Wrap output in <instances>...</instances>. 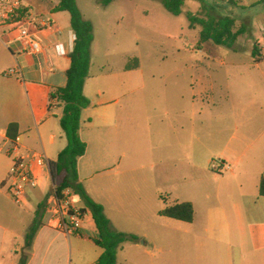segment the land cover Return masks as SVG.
Segmentation results:
<instances>
[{"label":"crops","instance_id":"1","mask_svg":"<svg viewBox=\"0 0 264 264\" xmlns=\"http://www.w3.org/2000/svg\"><path fill=\"white\" fill-rule=\"evenodd\" d=\"M232 1L235 9L227 14L236 20L238 28L240 18L252 23L248 11H256L264 0ZM59 3L60 0H23L26 14L38 18L41 24L51 22L59 29L54 33L35 30V36L44 49L41 55L22 54V46L18 43L8 45L3 36L4 30L0 28V145L16 143L21 153L45 154L50 162L57 161L67 146L60 124L64 106L51 100V94L66 86V73L71 66L70 55L75 46L70 14L54 11ZM222 13L210 17H225ZM40 28L44 29L43 26ZM95 33L94 26L90 76L84 87V95L91 105L83 111L80 130L81 139L88 148L86 155L79 160V182L96 203L104 206L112 227L122 232L115 219L129 190L133 188L129 178L132 170L131 144L127 138H122L125 142H120L119 147L112 145L115 137L110 130L116 118L112 110H104V104L96 98V95L104 94L102 87L107 80L111 82L118 74L106 76L94 73ZM253 39L251 36V41ZM261 55V61L255 62L256 65L264 61V55ZM11 69H18L19 76L8 75ZM136 69L127 70L125 67L122 73L125 76ZM205 81L199 80L198 84H191L185 91L171 86L159 91L160 123L164 132H167L165 143L172 141L180 150L173 155V161L179 168L182 164L190 168L193 183L216 180L214 189L204 191L206 197L215 198L220 205L211 209L210 213L215 217L220 215L232 219L236 224V221L240 222L245 217L243 211H247L246 214L253 221L249 227L251 244L249 247L244 240L237 241L238 264H264V197L260 195V181L264 176V116L252 115L255 103L245 105L230 101L228 87ZM109 90L113 95L133 92L132 86L126 84H114ZM217 93H223L220 96L222 102L219 103L222 116L215 119L213 113L218 110L215 101ZM197 117L200 118L198 122L195 119ZM12 124L17 125L15 141L8 136ZM171 146L168 145L167 149ZM218 150L220 158L234 167L226 172L227 177L221 175V179L220 175L212 173L210 167ZM170 156L163 157L164 161H169ZM117 164L123 168L120 177H100ZM11 166L12 158L0 154V264H97L103 250L94 243L98 235L90 210L86 209L81 235L73 239L66 237L49 222L51 213L47 199L53 189L52 178L42 175L38 187L29 191L26 203L21 206L9 192ZM73 193L74 204L85 209L80 197ZM182 203L192 204L196 215L194 202ZM38 212L42 214V226L32 246L27 248L26 237ZM203 234L209 239L220 235L215 232L213 223L204 229ZM237 234L235 237L242 235L240 229ZM219 259L222 261L223 256L219 255ZM118 264L129 263L121 262L118 253ZM221 264L235 263L230 259L228 263Z\"/></svg>","mask_w":264,"mask_h":264},{"label":"rangeland","instance_id":"2","mask_svg":"<svg viewBox=\"0 0 264 264\" xmlns=\"http://www.w3.org/2000/svg\"><path fill=\"white\" fill-rule=\"evenodd\" d=\"M100 1L77 0V3L84 16L93 21L96 30L94 73L118 74L103 85L104 94L96 95L104 104L103 109L112 110L116 118L110 130L115 137L112 145L119 147L120 142H125L122 138H127L131 144L129 178L133 188L115 220L122 232L138 237L139 241L128 240L121 246L120 261L129 264H221L233 259L238 264L237 241L244 240L250 247L249 227L253 221L247 211H243L245 217L236 224L232 219L210 213L220 205L215 198L206 197L204 191L210 192L217 182L211 179L193 183L190 168L183 164L179 168L174 163L173 155L180 150L172 141L165 143L167 132L160 123L159 91L166 86L185 91L191 84H198L202 79L205 83L206 79L211 84L228 87L230 101L245 105L255 103L254 117L264 116V61L255 64L261 61V54L264 55V1L256 11H248L252 23L238 19L237 29L244 33L234 49L217 46L211 41L201 42V27L191 29L187 17L188 13L206 18L221 12L229 16L227 12L235 9L230 0H187L180 16L172 15L155 0H119L108 7L102 6ZM251 36L254 37L252 41ZM254 48L258 49L256 58L252 55ZM137 64L140 65L138 69L124 76L125 67ZM114 84L131 85L133 92L113 95L109 88ZM221 95L223 93H217L215 97L218 108L213 113L215 119L222 116ZM195 119L198 122L200 118ZM170 144L172 146L167 149ZM219 152H215L217 157L211 160L210 167L221 179V175L227 177V173L215 171L214 166H233L225 163ZM167 156L171 159L164 161L163 157ZM122 171L117 164L100 177H120ZM184 201L195 203L193 224L160 215L167 207ZM210 223L215 232L220 233L211 239L203 234ZM239 229L242 235L235 237ZM219 255L223 256L222 261Z\"/></svg>","mask_w":264,"mask_h":264},{"label":"trees","instance_id":"3","mask_svg":"<svg viewBox=\"0 0 264 264\" xmlns=\"http://www.w3.org/2000/svg\"><path fill=\"white\" fill-rule=\"evenodd\" d=\"M115 0H101L104 7ZM172 15L180 16L187 0H155ZM224 1V0H223ZM230 2H233L230 0ZM55 12H67L71 17V28L75 34V46L70 55L71 66L66 73L67 84L51 94V100H56L64 106L60 124L67 140L66 148L59 154L57 161L50 162L53 187L60 195L71 189L80 197L86 209L90 210L98 237L94 243L103 250L97 264H118V253L121 246L128 240L135 242L139 238L124 232L116 231L105 213L103 205L96 203L79 182V160L87 153V144L81 139V119L83 111L91 105L84 95L85 83L90 76L92 63V44L94 41V26L83 16L77 0H60ZM190 28L201 27V42L211 41L217 46L234 49L239 36L244 30L237 29V22L231 16L212 18L198 17L193 13L187 14ZM258 49L254 48L253 57L258 56ZM139 67L128 65L127 70ZM8 136L13 141L17 138V125L12 124L8 129ZM260 195L264 197V176L260 181ZM160 215L173 220L192 223L195 218V209L190 203H175L164 209ZM42 226V214L38 212L26 237V247L30 248L38 230ZM24 264V263H23Z\"/></svg>","mask_w":264,"mask_h":264},{"label":"built area","instance_id":"4","mask_svg":"<svg viewBox=\"0 0 264 264\" xmlns=\"http://www.w3.org/2000/svg\"><path fill=\"white\" fill-rule=\"evenodd\" d=\"M43 26L44 29L40 28ZM0 28L4 30L6 43H18L22 46V54L41 55L43 46L35 36L38 32L54 33L59 29L55 24L47 22L41 24L38 18H34L24 12L23 0H0ZM18 69H11L8 75L19 76ZM0 154H6L12 158V166L8 175L9 192L18 205L23 206L27 201L30 190L39 185L42 175L51 177L50 161L45 154L27 152L21 153L20 146L13 143L0 145ZM218 172H227L232 168L220 164L213 168ZM74 193L67 189L60 195L53 187L52 193L47 199V207L51 213L50 224L66 237L80 236L83 230L85 213L73 202Z\"/></svg>","mask_w":264,"mask_h":264}]
</instances>
